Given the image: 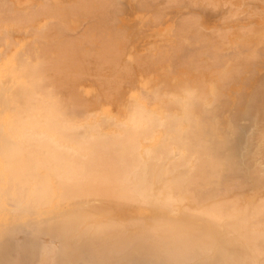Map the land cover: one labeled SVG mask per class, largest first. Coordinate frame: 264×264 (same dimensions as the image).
Segmentation results:
<instances>
[{
  "label": "bare ground",
  "instance_id": "1",
  "mask_svg": "<svg viewBox=\"0 0 264 264\" xmlns=\"http://www.w3.org/2000/svg\"><path fill=\"white\" fill-rule=\"evenodd\" d=\"M57 1L54 0V2H50L51 4L47 3L48 5L45 3L48 7L44 8L39 1L40 4L36 3L28 8L35 12L27 13L29 16H21L22 20L30 18V20H21V23L26 21L28 26L33 28V30L31 27L27 28L30 30L29 34L32 33L34 36L33 33L37 32L42 36L41 39L39 35H35L38 36L37 39L39 38L43 40L42 43H45L46 39L44 41L43 37L49 38L50 43L46 42V45L41 46L38 42L39 44H37L41 47L38 50L31 44H27L28 42L24 43V40L21 44L18 39L5 35V42L8 45L5 43L4 46L7 45L8 49L1 51L2 48H0V180H6V182L9 180L11 185L13 182H16V185L23 184L25 187L27 185L34 189V193L36 192L37 195L45 192L42 196L46 195L45 200L47 201L53 199L57 201L66 195L72 200L76 199V202L82 198L100 201L97 206H93L89 202L80 207L79 211L73 212L71 217L66 218L63 226L71 227L82 224L89 227L88 229L95 230L96 236L107 237L108 239H102L101 243L99 242L100 250H103L102 256L105 251L108 252V248L112 252L108 254V258L101 257V260L105 262L111 260L112 263L116 261V258L110 257L111 255L114 254L118 257L115 254L118 252L119 256H124L125 246L122 244L123 241L119 240L123 236L122 232L127 230L124 223L111 217L114 213L115 203L122 207L129 205V202L122 203L119 191L132 178L140 177L142 165L152 151L166 162L173 153L174 149L172 148L177 145L183 154L179 155L180 161H177L175 166H189L192 169V173L182 180L187 184L184 193L194 200L196 209L187 210L188 208L183 207L180 210L184 200V198L181 199L182 197H179L178 200L170 199L175 203V205L172 203L173 206L168 201L163 206H159L158 210L161 215L151 220L153 227L157 229L154 235L156 238L158 237L157 251H160L159 254L163 251L164 258H179L181 257L180 253H185V257L189 258L201 255L203 258H209L210 262H205V264H241L244 258L247 261L250 260L248 263L262 262L264 264V188L262 194L258 193L256 196L252 193L237 195L233 186L236 183L239 184L238 182L233 183L235 179L237 180V175L238 179L244 177L246 181L255 178L258 180L262 176H260L261 173L257 176V173L261 170L264 172V99L262 101L261 97L264 89L259 91L257 104L254 105L255 107L253 106V110H256L255 115H259L258 118L263 117L259 118L263 125L257 123L256 120H249L251 123L255 122L250 123L251 126L255 124V127L253 126V133H251L252 130H248L252 136L256 137L255 133L259 136L262 133L263 136L258 137L259 139L263 137L260 139L261 143L258 142L260 144L254 145V140H259L255 136L253 139L252 136L245 137V139H249L248 143L246 140V144H248L246 148H244L246 146L244 140L241 141L243 147L239 145L240 143L238 144L235 130L238 123H241L240 120L248 117L246 115L249 113V110H243L246 105H243L244 102L242 103L241 99L239 100L242 104L232 110L229 119H218L223 114L221 112L229 105L226 89L238 83L246 84L247 80L244 78L247 72H251L252 76L255 74L253 70L255 62L264 56V33L253 36V38L251 36L255 34V31L251 25L255 24L249 25L251 30L247 29V26L245 28L247 30L241 27L243 29L240 28V32L243 30V37L247 39L244 41L243 38L241 42H234V49L228 52L224 48V44L228 42L226 37L230 31H225L226 37L223 32L213 40L195 33L197 27L199 28V23L192 21L194 16H191L190 20L186 16L187 20L183 19L184 21H180L182 19L179 18L182 23H178L179 27H175L178 30H175V35L173 34L176 36L175 39L177 38L173 45L165 43L164 47L162 44L163 47H160L155 53L149 52L143 58L141 56L139 59L137 58V62L128 55L130 61L137 63L140 72L143 69L145 72L157 71L166 66L173 68V71L170 72L176 77L177 84L173 87L163 83L160 84L161 87L159 85V89L156 87L157 90L149 93L146 91L144 93L142 90L133 92V95H129V102L124 106L122 114L114 115L108 111L110 107H105L101 113L94 115L92 114L93 103L83 101L71 84H73L75 75L79 77L78 74L81 73L80 76L83 78L82 72L92 64L97 72L104 74V77L101 76V78L107 80L101 84L103 88L100 86L103 99L107 102L120 95L118 88L121 86L115 88L117 83L114 81L118 79L116 77L119 74L124 75L122 69L118 68L119 58L117 59L116 51L112 48L113 43L105 38L107 34L105 35L103 29L98 27L100 22L109 17L107 16L109 13L105 9L107 8L106 3L109 5L108 2L111 0H72L64 3L59 2L60 0ZM176 1L172 2L173 5H175L174 3L179 5V1ZM165 3L166 5L172 4L169 3V0L168 3L167 0ZM241 3H243L242 0ZM145 6L147 5L145 4ZM6 14L8 13L6 12ZM21 14L25 15V12ZM73 16L81 19L82 23L86 20L91 21L88 33L80 34L82 36H80L82 38L80 40H78V36L76 40L68 36L70 34L68 32L73 30L68 25L73 22L70 20ZM41 18L47 21L39 25L38 21ZM159 18L161 19V17ZM194 19L197 18L194 17ZM11 21L7 22L11 24L13 22ZM19 21L17 19L13 23L21 26ZM0 23L2 24V22ZM36 24L37 27L34 28ZM2 25L0 29H3ZM4 26L7 27V25ZM6 29L4 30L8 33ZM11 30L10 32L13 31ZM75 30L77 31V29ZM71 33L74 32L71 31ZM25 35H28L27 30ZM97 36H100L102 40L100 44L102 51L92 53V50L90 52L92 54L85 53L83 50L85 45L95 46V43H98ZM3 38L0 40H4ZM37 39H35L36 42ZM11 47H15V50H11ZM122 54L124 53L122 52ZM126 65L125 67H128ZM132 68L130 67L129 71ZM126 76H128L127 73ZM90 78L91 76L88 79ZM121 78L119 77V79ZM84 79H80V82ZM127 81L125 83H128ZM129 84L125 86H129ZM257 84L258 82L256 86H259ZM251 95L249 99L252 97ZM96 104L98 102L94 106ZM177 108L180 110L179 115L171 116V112ZM164 122H167L169 131L173 134L170 143L163 142L165 135L162 128L166 126ZM85 126L90 127L88 130H92L91 133L89 132L91 135L78 133V129ZM87 127L85 128L87 129ZM252 143L254 150L250 148ZM165 174L166 172L164 176ZM262 175L264 177L263 173ZM260 181L264 187V178ZM244 183L247 186L246 182ZM236 189L239 190V188ZM249 189L250 187L248 191H250ZM240 192L242 193L243 190ZM150 226L149 228L152 227ZM138 229L137 226L136 230ZM144 229L146 230V228ZM121 240L123 239L121 238ZM131 245L133 246V243ZM22 248L20 247V249ZM151 248L154 249L153 246ZM9 251L11 250H6L4 253ZM139 251L141 252L140 249ZM156 254L158 253L156 252ZM11 257V252L3 256V258H7V264H15L17 258L15 261H11ZM18 258H24L20 259L18 264L30 263L29 257ZM248 258L250 259L248 260ZM35 259L37 260V258ZM9 260L10 263H8ZM46 263L48 264V262ZM96 263H98L97 260Z\"/></svg>",
  "mask_w": 264,
  "mask_h": 264
},
{
  "label": "rangeland",
  "instance_id": "2",
  "mask_svg": "<svg viewBox=\"0 0 264 264\" xmlns=\"http://www.w3.org/2000/svg\"><path fill=\"white\" fill-rule=\"evenodd\" d=\"M39 1L41 4H43V8L48 7V6H46L47 3L51 4L52 2H54V0H50V1L45 0V2H44V0H0V7H1L0 13L3 15L2 16L0 14V18L2 17L1 18L2 20L0 19V22H2L3 25H7V27L6 26L3 27V25L0 23L2 25V28H3V29H0V31H1L0 32V36H1L0 39H2L4 37L3 38L4 40H2V41L0 40V48H2L1 51H5L6 49H8L7 48L8 44L5 42V38H6L5 35L7 37H12V38L18 39L19 42H21V44H23V40H24V43L28 42L27 44H31L33 47H35L38 50H40V48H41L39 45H41V46L46 45L45 44L46 42L50 43V39L44 38V37H43V39H44V41L46 39V42L42 43L43 42V40H41L42 36H40L36 31H34L36 33H33V34L39 35V37L41 39H39V38L37 39L38 36H35V35L32 36V33L29 34L30 30H28L31 26H28L26 21L21 23V20H22L21 16H29V15H27V13H29L31 11L33 12L34 10H30L28 8L32 7L33 5L38 3ZM71 1L72 0H62V1L60 0L59 2L64 3V2H71ZM102 1H104V0H102ZM165 1L166 0H164V2H163V0H151V1L147 0L145 2L143 0H140V1L139 0H111L110 2H108L109 5L105 2L108 9L106 7H104V8H106L105 11H108L109 15H107V16H109L110 18L108 17L107 19H105L103 21L104 23L100 22L98 24V27L100 26L99 28L103 29L105 35L107 34L105 38H107V40L109 39V41H111L113 43L112 48L114 51H116L117 59L119 58L118 61L120 64L118 63V68H119V70L122 69L121 71L123 72L124 75L122 76L121 74H119L116 77L118 79L115 78L116 80H114L117 83V87H115V88H118V86L119 87L121 86V88H118V89H120V91H119L120 95L115 96L113 99H111L107 102H106V100L103 99V95H102L103 94V92H102L103 87L101 86V84L107 80L105 78H103L104 74L97 72L96 68H94L92 64L90 65L91 69H90V66H87L86 69L83 71L85 73L82 72L83 75H86V73H88V75H86V76L82 75L83 78H81V76H80L81 73H79L78 74L79 77H77L76 75L74 76L75 79H73V81H72L73 84H71V82L69 81V84L73 85V87L75 88V91L77 90L76 93H78V96L83 101H85V102L89 101V102L93 103L92 114L95 115V114H98L99 112L101 113L102 110H105V107H110L108 111H110L114 115L122 114L123 110H124V106L129 102L128 100L130 99V96L133 95V92H139L140 90H142V92H144V93H145V91L147 93H149V92H154L155 90L159 89V85L163 84V83L164 84L167 83L173 87L177 84L176 77H174L173 73L170 72L171 70L173 71V68H169L168 66H166L164 69L157 70V71H151V72H145V71H143L144 69L143 70L141 69L142 71L140 72V69H139L137 63L135 64V62H137L136 60H137V58L139 59L140 56H141V58H143V56L148 54L149 52L155 53L158 49H160V47H163V46H161L162 44L164 45L165 43H168V44L173 45V42H175L177 39V38L175 39L176 36H174V35H175V30H178V29L175 27H179V24L182 23L180 21H184L183 19H185L186 16H187L188 20L193 18L192 21H197V23H199L198 24L199 28L197 27V30H195V33L196 34L199 33L202 37H209V38H212L214 40L221 33H223V32L225 33V31H227V32L230 31V34H228V35H227V33L224 34L225 37L227 35L226 39H228V42L225 41L226 44H224V48L227 49L228 52H230L232 49H234L233 48L235 46L234 42L237 43V42L243 41V38H244L243 34H242L243 30H242V32H240V30L243 28H241V27H244V29L248 27L247 29H250V30H251V26H252V28L254 27L253 30L255 31V34L252 35L251 37L256 36L260 33H264V0H242L243 3H241V0H232V1L230 0L231 3H229L230 2L229 0H177V1H179V5L177 3H174L175 5H173L172 2L176 1V0H171V1L169 0V3H172V4H167V5H166ZM9 2H11V3H9ZM114 2H115V4H114ZM137 2H139V3H137ZM141 2H142V4H140ZM155 2H156V4H155ZM180 2H182V4H180ZM40 3H38V4H40ZM144 3L147 6H145ZM167 3H168V0H167ZM10 4H11V6H10ZM230 4L233 6H231ZM240 4H242V5H240ZM160 6L163 8H161ZM229 7H230V9H229ZM7 8H10V9H7ZM15 9H17L16 10L17 12L14 11ZM159 9H163V10L160 11ZM37 10L39 11V9H36V11ZM236 10L238 13L236 12ZM1 11H3V12H1ZM12 11H13V13H12ZM26 11H28V12H26ZM6 12L8 14H6ZM24 12H25V15L21 14ZM17 13H18V15H17ZM14 14H16V15H14ZM158 14H159V16H158ZM229 14L231 17L229 16ZM8 15L10 17L13 15L12 16L13 18L12 17L10 18ZM188 15H190V16H188ZM191 16H194L197 19H194V17L190 18ZM5 17H7L6 20H5ZM159 17H161L162 20ZM229 17H230V20H229ZM179 18H181L182 20H180ZM11 19L14 23H15V21H17V19H19L20 20L19 23H21L20 24L21 26L15 25L11 21ZM24 19L30 20L29 17L24 18ZM41 19L38 21L39 25H41V23H44V21L45 22L47 21L46 19H43V18H41ZM35 20L37 21V19H35ZM70 20H71V22L72 21L73 22L68 23V25L73 30H70V32H68V33H70V34H68V36L72 39L75 38V40H76L77 36H78L77 37L78 40L82 39L81 35L88 33V31L91 27V21L83 20V21H85L84 22L86 24L85 25L84 23H82V20L79 19L78 17L73 16V17H71ZM185 20H187V19H185ZM7 21H11L12 23L10 24ZM78 21L81 23H79ZM87 21H89V22L87 23ZM4 23H6V24H4ZM81 24H83V25H81ZM250 24H255V25L249 26ZM1 25H0V27H1ZM12 25H13V27H12ZM35 26L37 27V24L34 25V28H36ZM86 26H87V28H86ZM9 27H11V28H9ZM18 27L20 28V30ZM22 27H24V28L22 29ZM17 28L19 31L17 30ZM4 29H6L9 34L6 33ZM8 29H10V30L12 29L13 31L11 30L12 32H10V30H8ZM25 29L27 30L28 35H25L26 34ZM75 29H77V31ZM247 29H245V30H247ZM2 30H3V32H2ZM32 30H33V28H32ZM71 31L76 33V35H74V33H71ZM108 34H109V36H108ZM105 35H103V36H105ZM230 35H231V37H230ZM114 36H116L117 38ZM34 37H35V39H37V42L34 39ZM118 38L121 40H119ZM114 39H116L117 41ZM246 39L244 38V41ZM38 40H40L41 42ZM126 40L128 41V43H126L127 42ZM96 41H98V43H95L96 47L90 46L89 44L85 45V47L83 49L84 52L87 54L101 52L102 51L101 50L102 45H100V44H101L102 40H101L100 36L96 37ZM5 43L7 44L6 46H4ZM117 44H118V46H117ZM4 47H5V49H4ZM164 47H165V45H164ZM11 48H12L11 50H13V51L15 50V47H11ZM36 49H34V50H36ZM116 49L117 50L119 49V50L117 51ZM92 50H93V52H92ZM90 52H92V53H90ZM122 52L124 54L121 55ZM118 55H121V57H123V58H121L120 56L118 57ZM128 55L130 56V58L132 57V60L135 59L134 60L135 62H133L132 60L130 61V58H128ZM123 61L126 62V63L125 62L124 63L127 64L129 68L125 67V64L122 63ZM130 62H131V64H130ZM122 66H123V68H120ZM130 67L131 68L133 67L134 70L132 68V70L129 71ZM86 70H87V72H86ZM253 70L255 72V74L253 75L254 77L252 76L251 72H247V74L245 75L244 79H246L247 81L246 82L244 81V82L246 84L238 83V84L232 85L230 88L226 89V94L228 96L229 105L225 110H223L221 112V113H223L221 115V117L218 118V119H229L231 117L232 110L235 107L239 106V104H242L244 102L243 105H246V107H244L243 110H245V109L247 111L249 110V113L246 115L248 117L241 119L242 120V121L240 120L241 123H238V125H237L238 127L235 130V136H237L238 144L240 143L239 145H241L242 147H243V142L241 143V141L242 140L245 141L244 145L246 144V140L248 143L249 139H245V137L250 138L252 136L251 133H253V128L255 127V124L253 125L254 127L251 126V124H253L255 122L251 123L250 121L256 120L257 123H261V124L263 123L261 121V119H259V118H263V117L258 118L259 115L258 116L255 115L256 110H253V106L257 104L256 101L258 98L259 91L264 89V84H263V82H264V56H261L259 58V60H257L255 62V68H253ZM93 71H95V72H93ZM214 71H216V70H214ZM217 71L219 73L220 70L218 69ZM169 72H170V74H169ZM91 73H93V74H91ZM126 73L128 76H126ZM129 73H131V74H129ZM143 73H145V74H143ZM129 75H130V77H129ZM165 75H167V76H165ZM89 76H91L90 79H88ZM101 76H103V77L101 78ZM124 76L126 77L125 79H124ZM119 77L120 78L122 77L121 79H123V80L121 81V79H119ZM249 78H250V80H249ZM80 79L81 80L84 79V80L80 82ZM101 79H102V81H101ZM258 79H260V80H258ZM118 80H120L119 84L121 82H122V84L119 85ZM127 80H129V81H127ZM248 80H249V82H248ZM125 81H127L128 83H125ZM136 81H137V84H136ZM144 81H145V83H144ZM257 82H258L257 85H259L260 87L256 86ZM134 83H135V85H134ZM126 84H129V86L128 85L125 86ZM156 87H158V88L156 89ZM160 87H161V85H160ZM254 87H255V89H254ZM86 88H87V90L89 89V91H87ZM140 88H142V89H140ZM135 89H136V91H135ZM263 93L261 96L262 101L264 99ZM250 95L253 97V98L251 97L252 99L250 98L251 101L249 99ZM91 97H92V99H91ZM97 98H98V100L101 99L103 101H101V100L98 101ZM239 99H241L242 103ZM254 101H255V103H254ZM97 102H98V104H96L94 106V104ZM249 102H250V104L247 105V103H249ZM251 104H253V105H251ZM102 108H104V109H102ZM179 111L180 110L178 108L173 110L171 112V114H172L171 116H178ZM249 118H251V119H249ZM246 120H247V122H246ZM93 121H90V122L93 123ZM164 124L166 126H164L162 128L163 134L165 135L163 142L170 143L172 141L171 138H173V134L171 131H169V128L167 126V122H164ZM258 125H260V124H258ZM262 125H261V127H262ZM249 126H251V127H249ZM85 127H87V126H85ZM85 127H80L78 129L79 130L78 133L91 135L90 133L92 130H88V129H90V127H87V129ZM243 129L246 131H244ZM237 130H239V131H237ZM248 130H250V131L252 130L251 133ZM257 131H258V127H257ZM261 131H262V129L260 130V132ZM239 132H242L243 134L239 133ZM247 132H248V135H247ZM255 134L257 135V137L254 134L253 135L256 137V139H259L258 137H261V135H262V133H260V136L257 133H255ZM254 136H252L251 138L253 139ZM260 139H263V137ZM260 139L254 140L255 141L254 145H256V143H258V142L261 143ZM260 143H258V144H260ZM247 145L248 144H246V146L244 148H246ZM250 145H252V147H250L251 150H254L253 143ZM172 149H174V150H173V153H171L169 159L167 160L168 162L162 161L159 158V156L156 155V153L154 151H152V153L150 155H148V157L146 158V162L142 165L143 168H141L142 170L140 173V177H138V179H140V180L138 181V179L132 178L119 191V193L121 195L122 203L129 202V205H125L124 206L125 208H124V207L120 206L118 203H115L114 205H116V206H114L115 207L114 213L111 217H114L117 220H120L122 223H124L126 225L125 228L127 230H124L122 232L123 236L121 238L123 240H121V238H120L119 241H121V242L123 241L122 244L125 246L124 250L122 249L124 252L123 254H124V256L127 255L128 258H119V259L116 258V261H117V262L115 261L116 263L115 262L111 263V260L105 262V261H102L101 258H82L81 264H119V263H123V264L124 263H126V264H163V263L164 264H180V263L181 264H205V262L206 263L210 262L208 260L209 258L208 259L203 258V256H201V255L200 256L194 255L193 256L194 258L192 256H190V258L185 257V255H186L185 253L184 254L180 253L181 257H179V258H164L163 257L164 254H162L163 251L161 252V254H159L160 251L159 252L157 251L158 250V246H157L158 237L156 238L155 237L156 235H154V234H156L157 229L153 227L151 220H153L157 216L159 217L161 215L160 210H158L159 206H163L165 202L167 203V201L169 202V204L171 206H173V205H175V203L171 202V200H176V199L178 200L179 197H182L181 199L184 198V200L182 202L183 205L181 204L182 207L180 210H182L183 207L185 209L188 208L187 210H191V209L195 210L196 209V204L194 203V200L191 197H189L188 195L186 196L184 193V190L186 189L187 184L185 182H183V180H182V179L188 177L190 175V173H192V169L189 166H187V167H182V166L176 167L175 164H177V161H180V158H181L180 156L183 154V152L180 150V148L177 145H174V148H172ZM249 149H247V151H249ZM176 152H177V154H176ZM175 154H176V156L174 157ZM152 157H154V158H152ZM176 157H177V159H175ZM172 161H175L176 163L172 162ZM165 163H166V165H165ZM263 165H262V167H263ZM159 166H161V167L159 168ZM161 168H164V169H161ZM181 168H183V169H181ZM158 171H160L161 173ZM261 171H259V173H257L258 174L257 176H259L260 173H261L260 176H262V177H259L258 180H256L257 178L254 177L255 178L254 180L249 179L250 181L249 180L246 181L244 177H241L242 179H238V175H237V180L235 179L233 183L238 182L239 184L236 183V185L234 184L233 186L235 187V189L239 188L240 191L243 190V192L241 193L238 189H236V190H238V191H236L232 187L235 191V194L243 195V194L252 193V194H254V196L258 195V193L262 194L264 187L262 186L263 183H260V182H262L260 180H262V178H264L262 175V173L264 174V172H263V170H261ZM165 172H166V174L164 176ZM170 172H171V174H170ZM180 172H182V173H180ZM152 173H153V176H151ZM242 173L244 174V172H242ZM181 174L182 175L185 174V175L182 176ZM243 179L245 181H242ZM132 180H135V181L133 182ZM7 181L8 182H6V180H2V179L0 180V245L3 243H6V242H11L12 239L19 241V243H24V242H26L27 239L32 240L35 237L34 242H33L34 245H47V247L50 248L51 253L55 252V251L58 252V249L62 245H65V244H68V246L71 245V247H73L76 251L75 258H77V257L79 258V257H82L81 256V254H83L82 251L87 244H92V246H95L98 244L97 246L100 247L99 245H100L102 239H104V240L108 239L107 237L102 238V236H99V235L96 236L95 235V234H97L96 231L91 229V228H90L91 230L88 229L89 227H87L86 225L80 224L79 226L73 225L71 227L63 226L66 218L68 219L69 217H71L73 212L79 211L81 209L80 207L84 206L86 203H89V202L91 203V205L97 206L100 203V201L95 200V199L91 200L90 198H82V199L78 198L79 201L77 200V202H76V199L73 198V200H72V198L66 197L67 195L63 196L64 197L63 199H60L57 201H56V199H53L51 201H47V200H45L46 195L42 196L45 192H43V193L38 192L39 194L37 195L36 192L34 193L35 190L31 189L27 185H26V187L23 184L16 185L17 184L16 182H13L11 185V181L10 182H9V180H7ZM177 181H178V183H177ZM165 182L167 185L165 184ZM244 182H246L247 186H245ZM243 184H244V186H243ZM237 185H240L241 188H240V186H237ZM15 187H17V188H15ZM23 187H25V188H23ZM243 187H245V188H243ZM249 187H250V189H249L250 191H248ZM39 189H41V188H39ZM58 195L61 196V194H59V193H58ZM167 198H168V200H166ZM172 203H173V205H172ZM138 223H140V224H138ZM142 225L143 226L145 225V226L143 227ZM137 226L139 228L138 230H136ZM149 226L151 228H149ZM131 227L134 229L132 230ZM144 228H146V230ZM147 230H149V231H147ZM152 230L155 232H153ZM111 234H113V233L111 232ZM150 235H151V237H150ZM108 237H109V235H108ZM23 240H25V241H23ZM140 241L142 244L140 243ZM145 241L147 244L145 243ZM96 242H98V243H96ZM130 243L131 244L133 243V246ZM148 243H151V244H148ZM7 246L10 248L12 247L10 244H8ZM13 246H15V245H13ZM126 246H128V247L126 248ZM152 246L154 247V249L151 248ZM146 248H148V249H146ZM139 249L141 250V252L139 251ZM151 249H152V251H150ZM92 250L94 253L96 252V248H92ZM77 251H79V252H77ZM4 252L5 251L0 250V258L3 256ZM126 252H127V254H126ZM156 252L158 254H156ZM4 259L5 258L0 259V264H3ZM244 259H243V263H241V264H244V263L245 264H254L255 263V262L248 263L250 261L249 260L250 258H248L249 261H247L246 258H244ZM96 260L98 263H96ZM172 261H173V263H172ZM252 261H255V260H252ZM46 262L52 263V264H65L64 260L61 257H54L53 253H52V256H49V258H46V256L41 257L39 260L36 261V264H44ZM161 262H163V263H161ZM175 262H177V263H175ZM8 263H10V261H8ZM261 263L257 262V264H261ZM218 264H220V263H218Z\"/></svg>",
  "mask_w": 264,
  "mask_h": 264
},
{
  "label": "crops",
  "instance_id": "3",
  "mask_svg": "<svg viewBox=\"0 0 264 264\" xmlns=\"http://www.w3.org/2000/svg\"><path fill=\"white\" fill-rule=\"evenodd\" d=\"M34 239H35V237L32 240L27 239L26 242H24V243H19V241L15 240V239H12L11 242H6V243L1 244L0 245V250H3V251L11 250V251H9V252L12 253V257L10 258V260L11 261L12 260L15 261V259L17 258L16 259L17 261H15V264H18V262H19L20 259H22V260L24 259V258H18V257H21V256L22 257L24 256L25 258L26 257H29L30 258V263L28 262L29 264H32V263L33 264H36V261L39 260L41 257H43V256L45 257L46 256V258H49V256H52V253H53L54 257H61L64 260L65 264H81L82 258H101V257L108 258L107 257L108 254L110 252H112V250H110L108 248V252L105 251L104 256H102L103 255L102 254L103 253L102 252L103 250L102 251L100 250L101 247H98L97 245L92 246V244H87L84 247L83 251H82V253H83V254H81L82 257L74 258L75 257V254H76V251H75V249L73 247H71V245H69V246H68V244L62 245L58 249V252L55 251V252H52L51 253V250H50L49 247H47V245H34V243H33L34 242ZM23 241H25V240H23ZM8 244H10L12 247L11 248L8 247L7 246ZM13 245H15V246H13ZM20 247H23V248L20 249ZM8 248H10V249H8ZM92 248H96V252L95 253L93 252ZM9 252H7V253H9ZM77 252H79V251H77ZM7 253H4V254H7ZM4 254H3V256H4ZM115 254H117L118 257H116V255H114V254L111 255V256L109 255V256L112 257V258H128L127 256H124V257L119 256L118 255V252L115 253ZM3 256L0 259H2ZM71 256L72 257L74 256L73 259H72ZM29 258H27V259H29ZM35 258H37V260ZM27 259H25V260H27ZM6 260H7V258L4 259L3 264H7V261ZM44 264H47V263H44ZM48 264H52V263H48Z\"/></svg>",
  "mask_w": 264,
  "mask_h": 264
}]
</instances>
